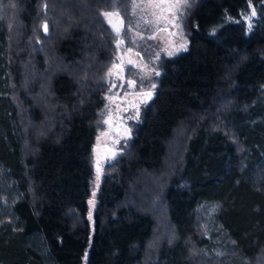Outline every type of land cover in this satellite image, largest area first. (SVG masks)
Returning <instances> with one entry per match:
<instances>
[{
	"label": "trees",
	"instance_id": "trees-1",
	"mask_svg": "<svg viewBox=\"0 0 264 264\" xmlns=\"http://www.w3.org/2000/svg\"><path fill=\"white\" fill-rule=\"evenodd\" d=\"M133 5L0 0V264H264V0H186L172 56ZM128 48L153 98L97 185Z\"/></svg>",
	"mask_w": 264,
	"mask_h": 264
},
{
	"label": "rangeland",
	"instance_id": "rangeland-1",
	"mask_svg": "<svg viewBox=\"0 0 264 264\" xmlns=\"http://www.w3.org/2000/svg\"><path fill=\"white\" fill-rule=\"evenodd\" d=\"M141 7L144 5H160L161 7H142L144 19L153 30V36L160 44L166 55H176L187 49L189 41L182 32L179 14L186 0H135ZM181 5L179 9L175 5ZM171 6V7H169ZM173 13L175 15H173ZM256 10L252 6L244 16L246 23L251 26L256 18ZM114 22L119 21L120 16L112 18ZM171 53V54H170ZM119 57V59H118ZM131 61V63H129ZM118 68H113V65ZM117 75H109V71ZM137 70L144 73L148 78L157 75L151 66L147 65L139 54L134 51L119 50L116 60L111 63L108 70V80L116 84L111 87L109 101L111 105L108 120V131L100 135L94 148V160L96 165L95 182L98 185L105 168L122 155L130 144V129L128 127L132 120L139 118L142 106L147 104L152 98L153 93L148 88L142 86L138 88L132 71ZM121 77V78H117ZM128 81H133L134 85L129 87ZM112 83V84H113ZM123 84V88L120 85ZM151 93V95H147ZM152 183V182H151ZM94 196L89 200V216L92 219L93 211L97 201ZM135 202L130 201L129 205L137 210Z\"/></svg>",
	"mask_w": 264,
	"mask_h": 264
},
{
	"label": "snow or ice",
	"instance_id": "snow-or-ice-1",
	"mask_svg": "<svg viewBox=\"0 0 264 264\" xmlns=\"http://www.w3.org/2000/svg\"><path fill=\"white\" fill-rule=\"evenodd\" d=\"M149 6H151V7H161L160 5H144L142 7H149ZM136 7H141V6L133 5V14L134 15H135V9H136ZM169 7H171V6H169ZM175 7L177 9H179L181 7V5L177 4V5H175ZM102 15L105 17L107 23L111 27V30L115 34V37L117 38L116 48L119 49L123 45V43H124V41L122 39H120L121 31H122V28H123V19L120 18L119 21H118V23L113 21V19H112L113 17H118L119 16V13L118 12H105V13H102ZM173 15H175V14L173 13ZM44 27H45V30H46L47 26L45 25ZM129 32H131V29L130 28H129ZM141 38L143 39V37H141ZM130 40H131V37H130ZM133 43H134V41H133ZM125 51H131V49L128 48V49H125ZM118 59H119V57H118ZM129 63H131V61H129ZM113 68H118V65H115L114 64L113 65ZM109 75L110 76L111 75H117V73H114V72H112L110 70L109 71ZM157 75H158V73H157ZM117 78H121V77H117ZM127 83L129 85V87H132L134 85V82L133 81H128ZM111 87L112 88H115L116 87V84L113 83L111 85ZM120 87L123 88V84H121ZM147 95H151V93H148Z\"/></svg>",
	"mask_w": 264,
	"mask_h": 264
}]
</instances>
